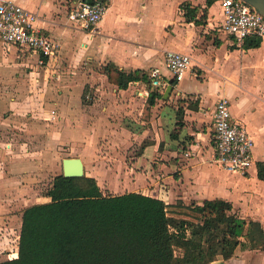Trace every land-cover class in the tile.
<instances>
[{
  "label": "crops",
  "instance_id": "obj_1",
  "mask_svg": "<svg viewBox=\"0 0 264 264\" xmlns=\"http://www.w3.org/2000/svg\"><path fill=\"white\" fill-rule=\"evenodd\" d=\"M13 1L37 12L41 25L59 43L58 56L51 59L41 56L44 63L32 52L37 62L53 70H74L80 74L61 83L62 92L56 100L25 103L28 99L0 98V249L17 244L13 241L19 239L26 207L51 200L37 181L48 178L44 184L49 188L54 176L61 173L58 172L61 144L73 146L69 155L81 157L87 169L89 163L97 164L100 160L95 155L102 137L109 142L117 138L128 146L133 134L139 137L146 134V123L149 128L157 127L162 120L157 113L161 100L170 103L176 99L178 107L168 115L169 123L162 137L142 145L141 152L126 168L127 173L135 172L139 182L146 179L148 172L150 187L141 191L129 183L133 188L126 191L161 197L171 204L178 200L189 204L224 198L231 201L240 216L264 225V180L258 175V163L264 162V35L246 38L260 37L259 46L246 47V40L244 45H238L233 36L221 29L224 18L221 0L212 4L207 0H106L109 8L97 33L68 20L67 8L75 0ZM167 51L191 56L190 67L180 80L173 79L165 67ZM108 62L126 71L145 74L149 81L139 79L125 89L119 88L103 72L102 67ZM153 67L161 68L167 84L159 92L162 97L150 104L152 92H158L149 76ZM0 71L6 76V70ZM195 82L200 89L192 88ZM169 85H172L170 94L164 97ZM88 87L95 89L96 100L93 95L85 98ZM222 97L229 100L232 116L246 125L254 139V164L247 174L231 172L207 161L214 150V109ZM29 105L43 109L42 117L29 115L28 109L24 113ZM151 110L150 121L146 122L149 117L141 114ZM131 116L136 117L130 121L137 123L134 128L129 125L126 128L123 121ZM82 139L87 143L79 152L76 146ZM163 147L162 158L170 154L171 160L168 164L153 165L155 155ZM89 150L92 160L84 154ZM150 165L152 169L148 171ZM165 168L168 173H163ZM97 173L98 170L85 171L96 180ZM11 225L17 227L13 240L7 234ZM16 255L17 251L12 257ZM209 263L264 264V248L244 249L239 245L231 258L219 255Z\"/></svg>",
  "mask_w": 264,
  "mask_h": 264
},
{
  "label": "trees",
  "instance_id": "obj_2",
  "mask_svg": "<svg viewBox=\"0 0 264 264\" xmlns=\"http://www.w3.org/2000/svg\"><path fill=\"white\" fill-rule=\"evenodd\" d=\"M260 44V37L245 42L246 47ZM102 69L122 89L149 81L113 62ZM157 97L162 93L153 91L149 103ZM258 175L264 180L263 161ZM45 194L50 201L24 209L17 255L0 264H203L219 255L231 258L239 245L264 248V225L240 216L224 198L171 204L136 191L105 194L95 177L62 172Z\"/></svg>",
  "mask_w": 264,
  "mask_h": 264
},
{
  "label": "built area",
  "instance_id": "obj_3",
  "mask_svg": "<svg viewBox=\"0 0 264 264\" xmlns=\"http://www.w3.org/2000/svg\"><path fill=\"white\" fill-rule=\"evenodd\" d=\"M223 21L221 29L233 36L238 45H244L251 35H264V14L245 0H221ZM109 8L106 0H75L67 8L69 21L79 24L91 33H97ZM0 42L29 50L49 59L58 56L59 43L41 25V17L13 0H0ZM191 64L187 53L167 51L165 67L173 79L180 80ZM152 85L163 92L166 84L160 67L149 71ZM214 161L231 172L247 174L254 164V139L246 125L231 113L230 102L220 98L214 109ZM187 155L189 154L186 153ZM17 243V241H16Z\"/></svg>",
  "mask_w": 264,
  "mask_h": 264
},
{
  "label": "rangeland",
  "instance_id": "obj_4",
  "mask_svg": "<svg viewBox=\"0 0 264 264\" xmlns=\"http://www.w3.org/2000/svg\"><path fill=\"white\" fill-rule=\"evenodd\" d=\"M0 69L6 70L7 74L6 76L3 74L2 71H0V98H21L22 101H25V99H28L25 103H30L31 101H35L36 99H40V101L46 100L51 101L56 100L57 95H59L62 90L61 86L63 82L66 81V78L79 76V72L77 71H57L53 70L47 65H41L37 62L36 56L32 55V52L29 50H18L15 46H9V45H0ZM15 78H19L17 80H14ZM200 81V80H199ZM20 82L21 86H18V83ZM193 89H200L201 87L196 82L194 85H192ZM87 95H93L94 100L98 97V94L95 93V89H91L88 87V90L84 92L85 98ZM87 99H90L87 97ZM20 100V99H19ZM30 101V102H28ZM179 101H177L178 103ZM233 102V101H232ZM147 103V101H146ZM146 103L144 104L147 108ZM176 103V99H173L170 103L169 101H158V108L159 111L158 117L159 119L162 118L161 123L157 125V127H148V124L146 123L145 127L148 128V131L146 134H142V136L139 137V134L132 135V139L129 140L128 146L126 144H122V141H118L117 138L113 142H109L108 138L105 136L100 139V141L97 143L99 147V152L97 151L95 157H98L100 160L96 164L89 163L87 166V169L85 171L91 172L97 171V177L98 181L101 183L102 188L106 193L110 192H122L129 190L130 188H133V186L129 185L134 184L135 189L138 190H147L150 186L147 183L149 180V173L147 172L146 179L143 178L140 182L135 175V172L133 170H130V172L127 173V165L131 166V163L134 161L132 160L133 157L138 155L142 150V145L150 143L153 140H157L158 137H162V133L164 132V128L168 126L169 120L168 115L172 113L173 110H176L178 107V104ZM160 104V105H159ZM177 105V107H176ZM28 109L29 115H39L42 117V114L44 113L43 109H33L32 106H25L24 113H26ZM153 109V108H152ZM135 113L136 109H135ZM153 113V110L143 112L142 117L149 119L146 121H150L151 114ZM136 116H131V119H124L123 125L127 128L126 125H129L131 127H135L136 121H133V123L130 121L132 118ZM175 119V118H174ZM174 119H172V123H174ZM46 121V120H44ZM46 122L55 124V121L47 120ZM49 126V125H48ZM143 137H146L145 139ZM122 140V136L118 137ZM144 139L141 142V139ZM118 141V142H115ZM109 142V143H108ZM9 143V142H7ZM85 143H87L84 139L81 140V143H79L77 147L78 151H82V149L85 146ZM71 146L70 144H61L59 147V168L60 170L58 172H62V158L72 156L69 155L71 152ZM163 150L158 151L155 155L153 165L161 163H166L169 160H171L170 154H167V156L163 159ZM91 150L84 152L86 157L91 159L92 155H90ZM160 152H162L160 154ZM92 154V153H91ZM76 156V155H73ZM78 156V155H77ZM94 157V152H93ZM89 160V161H90ZM167 160V161H165ZM210 165L211 164H217L213 157L212 152H210L207 160ZM140 169V168H139ZM142 170L146 171L144 168H141ZM140 169V170H141ZM151 165L148 168V171L151 170ZM169 170L165 168L163 170V173H168ZM87 174V173H86ZM161 175V174H160ZM53 176V175H52ZM145 176V175H144ZM158 178V177H156ZM162 178V176H161ZM48 178L42 179L37 181V184L40 186L42 190H46L48 187V184H44ZM150 181V180H149ZM38 187V186H37ZM14 226V225H13ZM12 225L10 226L8 230V236L12 237V240L15 239L16 233H17V227ZM14 229V230H13ZM5 232V231H4ZM2 233V235L4 234ZM17 239L13 241V244L16 243ZM14 246V247H13ZM10 247H2L0 249V253H2L1 259H7L9 257H12V254L14 255L17 251V244H14ZM178 253H180V249L177 250ZM210 264V263H208Z\"/></svg>",
  "mask_w": 264,
  "mask_h": 264
},
{
  "label": "water",
  "instance_id": "obj_5",
  "mask_svg": "<svg viewBox=\"0 0 264 264\" xmlns=\"http://www.w3.org/2000/svg\"><path fill=\"white\" fill-rule=\"evenodd\" d=\"M250 3L255 9L264 14V0H245ZM172 85H169L165 91L164 97L170 94ZM63 175L67 177H79L85 175L84 163L81 157H65L62 162Z\"/></svg>",
  "mask_w": 264,
  "mask_h": 264
}]
</instances>
